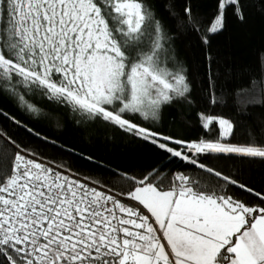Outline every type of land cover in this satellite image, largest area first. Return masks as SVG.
<instances>
[{
    "label": "snow or ice",
    "instance_id": "1",
    "mask_svg": "<svg viewBox=\"0 0 264 264\" xmlns=\"http://www.w3.org/2000/svg\"><path fill=\"white\" fill-rule=\"evenodd\" d=\"M238 5L239 0H221L209 31L223 28L226 6ZM152 24L154 35L149 33ZM165 43L160 22L143 0H0L4 89L40 91L144 139L154 134L121 114L147 118L172 99L170 93L189 91L182 72L167 69ZM28 108L38 111L31 104ZM213 119L206 118L204 127ZM218 123L224 137L231 136L232 123ZM188 147L196 153L264 158V147L254 143ZM167 151L181 157L180 151ZM175 179L179 184L168 190L148 184L129 194L154 217L169 253L148 215L52 175L17 153L12 174L0 182V257L7 264H264V208L194 190L183 175Z\"/></svg>",
    "mask_w": 264,
    "mask_h": 264
},
{
    "label": "trees",
    "instance_id": "2",
    "mask_svg": "<svg viewBox=\"0 0 264 264\" xmlns=\"http://www.w3.org/2000/svg\"><path fill=\"white\" fill-rule=\"evenodd\" d=\"M143 3L166 37L167 69L182 72L189 86L183 96L171 93L172 99L147 118L142 113L121 114L154 135L144 139L100 117L88 118L40 91L19 86L13 92L0 85V182L12 174L19 153L70 174L86 189L117 195L119 202H132L129 194L148 184L168 190L183 175L194 190L264 208V158L196 153L188 147L201 142L264 147V0L226 6L223 28L215 33L209 28L221 0ZM154 29L155 24L149 26V33L154 35ZM148 44L145 40L143 46ZM29 104L38 111H31ZM208 117L230 121L231 136L223 139L215 121L205 128ZM168 148L180 151L181 157ZM192 159L197 163H190ZM0 264L7 261L0 257Z\"/></svg>",
    "mask_w": 264,
    "mask_h": 264
},
{
    "label": "rangeland",
    "instance_id": "3",
    "mask_svg": "<svg viewBox=\"0 0 264 264\" xmlns=\"http://www.w3.org/2000/svg\"><path fill=\"white\" fill-rule=\"evenodd\" d=\"M149 113H152V112H149ZM219 119H221V118H214L213 121L218 123ZM218 125H219V123H218ZM221 131H222V129H221ZM232 131H233V128H232ZM222 138L226 139L224 137L223 133H222ZM227 138H229V137H227ZM120 203L124 204L126 207H132L133 209L139 210L143 214L148 215L149 216V223H152L153 226L157 229V235L161 237V243H163L165 245V250L170 253V248L168 247L166 240L163 238V234L159 231V226L157 224H155L154 217H151V214L148 213L147 210L143 208V205L139 204V202L135 201V200H132V202L131 201H127V202L121 201ZM134 204L136 206H134ZM120 215H124V214H120ZM125 218H127V217H125Z\"/></svg>",
    "mask_w": 264,
    "mask_h": 264
},
{
    "label": "built area",
    "instance_id": "4",
    "mask_svg": "<svg viewBox=\"0 0 264 264\" xmlns=\"http://www.w3.org/2000/svg\"><path fill=\"white\" fill-rule=\"evenodd\" d=\"M36 163H40L44 168H47L50 170L52 175H60L62 177H67L69 180H77L76 178H74L73 176H71L70 174L67 173H63L62 171L58 170L57 168H55L54 166H52L51 164L44 162V161H40V160H33ZM78 181V180H77ZM104 195L106 196H112L115 200L120 201L121 198L117 195H114L112 193H108V192H102Z\"/></svg>",
    "mask_w": 264,
    "mask_h": 264
}]
</instances>
